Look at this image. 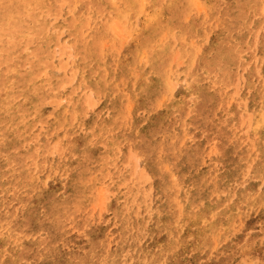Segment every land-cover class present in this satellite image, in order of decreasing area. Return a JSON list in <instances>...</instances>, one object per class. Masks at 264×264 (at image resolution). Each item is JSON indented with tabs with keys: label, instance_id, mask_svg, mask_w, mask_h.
Instances as JSON below:
<instances>
[{
	"label": "rangeland",
	"instance_id": "1",
	"mask_svg": "<svg viewBox=\"0 0 264 264\" xmlns=\"http://www.w3.org/2000/svg\"><path fill=\"white\" fill-rule=\"evenodd\" d=\"M62 1L0 0V264H264V0Z\"/></svg>",
	"mask_w": 264,
	"mask_h": 264
},
{
	"label": "bare ground",
	"instance_id": "2",
	"mask_svg": "<svg viewBox=\"0 0 264 264\" xmlns=\"http://www.w3.org/2000/svg\"><path fill=\"white\" fill-rule=\"evenodd\" d=\"M14 1H15V0H14ZM18 1H20V0H18ZM22 1H23V0H22ZM24 1H25V0H24ZM33 1H34V0H33ZM41 1H42V0H41ZM75 1H76V0H75ZM126 1H127V0H125V3H127ZM144 1H145V0H144ZM3 2H4V1H3ZM5 2H6V1H5ZM7 2H9V1H7ZM7 2H6V3H7ZM11 2H13V1H11ZM26 2H27V1H26ZM29 2H30V1H29ZM35 2H36V1H35ZM38 2H39V1H38ZM51 2H52V1H51ZM58 2H59V1H58ZM62 2H65V1H62ZM62 2H61V3H62ZM66 2H67V0H66ZM66 2H65V4H66ZM73 2H74V1H73ZM101 2H102V1H101ZM132 2H133V1H132ZM134 2H135V1H134ZM13 3H14V2H13ZM16 3H17V2H16ZM44 3L46 4V2H44ZM55 3H57V2H55ZM67 3H68V2H67ZM69 3H70V2H69ZM78 3H79V2H78ZM82 3H83V2H82ZM82 3H81V4H82ZM104 3H105V2H104ZM113 3H114V2H113ZM142 3H143V2H142ZM1 4H2V3H1ZM27 4H28V2H27ZM36 4H37V3H36ZM36 4L34 3V5H36ZM47 4H48V3H47ZM50 4H51V3L49 2V5H50ZM65 4H64V5H65ZM85 4H86V3H85ZM89 4H90V3H89ZM130 4H131V3H129L128 5H130ZM243 4H244V3H243ZM9 5L11 6V4H9ZM9 5H8V6H9ZM25 5H26V4H25ZM25 5H24V7H26ZM108 5H109V4H108ZM113 5H114V4H113ZM133 5H134V3H133ZM133 5H132V6H133ZM20 6H21V5H20ZM37 6H38V5H37ZM67 6H68V5H67ZM94 6H95V5H94ZM109 6H110V5H109ZM109 6H108V7H109ZM238 6H239V5H238ZM242 6H243V5H242ZM5 7H6V6H5ZM15 7H16V6H15ZM35 7H36V6H35ZM64 7H65V6H64ZM92 7H93V6H92ZM92 7H91V8H92ZM130 7H131V6H130ZM139 7H140V6H139ZM7 8H8V7H7ZM22 8H23V7H22ZM26 8H27V7H26ZM26 8H25V10H26ZM29 8H30V7H29ZM40 8H41V7H40ZM50 8H51V6H50ZM56 8H57V7H56ZM105 8H106V7H105ZM124 8H125V7H124ZM133 8H134V7H133ZM17 9H18V8H17ZM35 9H36V8H35ZM67 9H68V8H67ZM72 9H73V8H72ZM74 9H75V8H74ZM80 9H81V8H79V10H80ZM88 9H89V8H88ZM94 9H96V7H95ZM97 9H98V8H97ZM115 9H116V8H115ZM37 10H38V9H37ZM51 10H52V9H51ZM68 10H69V9H68ZM70 10H71V9H70ZM134 10H135V8H134ZM39 11H41V10L39 9ZM46 11H47V10H46ZM54 11H55V10H54ZM54 11H53V12H54ZM83 11H84V9H83ZM86 11H87V10H86ZM95 11H96V10H95ZM95 11H94V12H95ZM112 11H113V10H112ZM112 11H111V12H112ZM114 11H115V10H114ZM13 12H14V10H13ZM27 12H28V11H27ZM35 12H37V11H35ZM42 12L44 13V11H42ZM47 12H48V11H47ZM49 12H50V11H49ZM68 12H69V11H68ZM97 12L99 13L100 11L98 10ZM108 12H109V11H108ZM233 12H234V10H233ZM261 12H262V11H261ZM8 13H9V12H8ZM15 13H16V12H15ZM23 13H24V11H23ZM64 13H66V12H64ZM81 13H82V11H81ZM81 13H80V14H81ZM83 13H84V12H83ZM83 13H82V14H83ZM95 13H96V12H95ZM104 13H105V12H104ZM106 13H107V12H106ZM112 13H113V12H112ZM127 13H128V12H127ZM130 13H131V12H130ZM1 14H2V13H1ZM34 14H35V13H34ZM101 14H102V13H101ZM125 14H126V12H125ZM233 14H234V13H233ZM16 15H17V14H16ZM35 15H37V16L39 17L38 12H37ZM40 15H41V14H40ZM87 15H88V14H87ZM91 15H92V13H91ZM126 15H127V14H126ZM30 16H31V15H30ZM32 16H33V15H32ZM37 16H35V19H36ZM46 16H47V14H46ZM78 16H79V14H78ZM96 16H97V14H96ZM3 17H4V16H3ZM15 17H16V16H15ZM21 17H22V16H21ZM23 17H24V16H23ZM23 17H22V18H23ZM28 17H29V16L27 15V18H28ZM38 17H37V19H39ZM42 17H45V16L42 15ZM91 18H92V17H91ZM93 18H94V17H93ZM97 18H98V17H97ZM97 18H95V19H97ZM103 18H104V17H103ZM236 18H237V17H236ZM9 19H10V16H9ZM9 19H8V20H9ZM11 19H13V18H11ZM23 19H24V18H23ZM23 19H22V20H23ZM99 19H100V18H99ZM107 19H108V18H107ZM1 20H2V19H1ZM14 20H15V19H14ZM14 20H13V21H14ZM24 20L26 21V19H24ZM28 20H29V19H28ZM40 20H41V18H40ZM49 20H50V19H49ZM56 20H57V19H56ZM75 20H76V19H75ZM79 20H82V19H79ZM79 20H78V21H79ZM93 20H94V19H93ZM97 20H98V19H97ZM104 20H105V19H104ZM228 20H229V19H228ZM238 20H239V19H238ZM254 20H255V19H254ZM13 21H12V23L15 22V21H14V22H13ZM16 21H18V20H16ZM41 21H44V20H41ZM47 21H48V20H47ZM87 21H88V20H87ZM100 21H101V20H100ZM105 21H106V20H105ZM115 21H116V20H115ZM19 22H20V21H19ZM21 22H23V21H21ZM35 22L37 23V21H35ZM35 22H34V23H35ZM44 22H45V21H44ZM64 22H65V21H64ZM66 22H67V21H66ZM72 22H73V21H72ZM94 22H96V21L94 20ZM36 23H35V24H36ZM47 23H48V22H46V24H47ZM52 23H53V22H52ZM96 23H97V22H96ZM243 23H244V22H243ZM253 23H254V22H253ZM5 24H7V22H6ZM9 24H10V22H9ZM14 24H15V23H14ZM14 24H13L12 26H14ZM16 24H17V23H16ZM27 24H28V23H27ZM30 24H31V23H30ZM68 24H69V23H68ZM71 24L73 25V23H71ZM74 24H75V23H74ZM105 24H107V26H108V23L105 22ZM110 24H111V23H110ZM110 24H109V25H110ZM112 24H113V23H112ZM112 24H111V25H112ZM254 24H255V23H254ZM3 25H4V23H3ZM28 25H29V24H28ZM48 25H50V23H49ZM66 25H67V23H66ZM78 25H79V23H78ZM87 25H88V24H87ZM94 25H95V24H94ZM100 25H101V24H100ZM102 25H103V24H102ZM227 25H228V24H227ZM233 25H234V22H233ZM235 25H236V23H235ZM243 25H244V24H243ZM248 25H249V24H248ZM248 25H247V26H248ZM25 26H26V25H25ZM35 26H36V25H35ZM40 26H41V25H40ZM43 26H45V24H44ZM67 26H68V25H67ZM67 26H66V27H67ZM95 26H96V25H95ZM252 26H253V24H252ZM1 27H2V26H1ZM19 27H20V26H19ZM26 27H27V26H26ZM31 27H32V26H31ZM33 27H34V26H33ZM33 27H32V28H33ZM38 27H39V26H38ZM75 27H76V26H74V28H75ZM104 27H105V25H104ZM240 27H241V26H240ZM250 27H251V26H250ZM259 27H260V26H259ZM27 28H28V27H27ZM71 28H72V27H71ZM77 28H78V27H77ZM77 28H76V29H77ZM82 28H83V27H82ZM107 28H108V27H107ZM107 28H106V29H107ZM246 28H247V27H246ZM255 28H256V27H255ZM33 29H34V28H33ZM35 29H36V28H35ZM40 29H42V28H40ZM87 29H88V28H87ZM89 29H90V28H89ZM99 29H100V28H99ZM108 29H109V28H108ZM242 29H243V28H242ZM259 29H260V28H259ZM3 30H4V28L2 29V31H3ZM23 30H24V28H23ZM27 30H28V29H27ZM27 30H26V31H27ZM31 30H32V29H31ZM62 30H63V29H62ZM68 30H69V29H68ZM91 30H93V29H91ZM100 30H101V29H100ZM104 30H105V29H104ZM129 30H130V29H129ZM247 30H248V29H247ZM43 31H44V29H43ZM46 31H47V29H46ZM51 31H52V30H51ZM72 31H73V30H72ZM83 31H84V30H83ZM96 31H99V30L97 29ZM109 31H110V29H109ZM237 31H238V30H237ZM258 31H259V30H258ZM258 31H257V32H258ZM9 32H10V31H9ZM15 32H16V31H15ZM19 32H20V31H19ZM19 32H18V33H19ZM27 32H28V31H27ZM29 32H30V31H29ZM41 32H42V31H41ZM57 32H58V29H57ZM68 32H69V31H68ZM88 32H89V31H88ZM92 32H93V31H92ZM99 32H100V31H99ZM105 32H107V31H105ZM235 32H236V31H235ZM252 32H253V31H252ZM33 33H34V32H33ZM33 33H32L31 35H33ZM55 33H56V32H55ZM59 33H60V32H59ZM69 33H70V32H69ZM72 33H73V32H72ZM72 33H71V34H72ZM74 33H75V32H74ZM74 33H73V34H74ZM94 33H95V32H94ZM103 33H104V31H103ZM103 33H102V34H103ZM236 33H237V32H236ZM249 33H251V32H249ZM258 33H259V32H258ZM0 34H1V33H0ZM10 34H12V33H10ZM25 34L27 35V33H25ZM25 34H24V35H25ZM34 34H35V33H34ZM41 34H42V33H41ZM56 34H57V33H56ZM60 34H61V33H60ZM86 34H87V33H86ZM100 34H101V33H100ZM234 34H235V33H234ZM247 34H248V33H247ZM252 34H253V33H252ZM1 35H2V34H1ZM13 35H15V34H13ZM17 35H18V34H17ZM21 35H22V34H21ZM31 35H30V36H31ZM75 35H76V34H75ZM77 35H79V34H77ZM77 35H76V36H77ZM82 35H83V33H82ZM84 35H85V34H84ZM98 35H99V33H98ZM103 35H105V34H103ZM120 35H121V34H120ZM155 35H156V34H154V36H155ZM230 35H231V34H230ZM2 36H3V35H2ZM18 36H19V35H18ZM30 36H29V37H30ZM44 36H45V35H44ZM44 36H43V37H44ZM89 36H90V35H89ZM92 36H93V35H92ZM100 36L102 37V35H100ZM118 36H119V35H118ZM148 36H149V35H148ZM258 36H259V35H258ZM258 36H257V37H258ZM19 37H20V36H19ZM22 37H23V36H22ZM22 37H21V38H22ZM27 37H28V35H27ZM32 37H34V36H32ZM38 37H39V35H38ZM38 37H37V38H38ZM57 37H59V35H58ZM145 37H146V36H145ZM234 37H235V36H234ZM255 37H256V35H255ZM0 38H1V37H0ZM8 38H9V37H8ZM15 38H16V37H15ZM24 38H25V37H24ZM35 38H36V37H35ZM35 38H34V39H35ZM53 38H54V37H53ZM96 38H97V37H96ZM148 38H149V37H148ZM239 38L241 39L240 36H239ZM243 38H244V36H243ZM247 38H248V36H247ZM258 38H259V37H258ZM4 39H5V37H4ZM10 39L12 40V38H10ZM10 39H9V40H10ZM25 39H26V38H25ZM47 39H48V38H47ZM71 39H72V38H71ZM74 39H75V38H74ZM74 39H73V41L75 42L76 40H74ZM83 39H84V38H83ZM92 39H93V38H92ZM145 39H146V38H144V40H145ZM150 39H151V38H150ZM240 39H239V40H240ZM253 39H254V38H253ZM11 40H10V42H12ZM18 40L20 41V39H18ZM18 40H17V41H18ZM21 40H23V39H21ZM35 40H36V39H35ZM93 40H95V39H93ZM93 40H92V41H93ZM220 40H221V39H220ZM239 40H238L237 42H239ZM246 40H247V39H246ZM258 40H259V39H258ZM0 41H2V40H0ZM26 41H27V45H28V41H29L28 38H27ZM26 41H24V42H26ZM31 41H33V40H31ZM81 41H82V40H81ZM95 41H96V40H95ZM97 41H98V39H97ZM123 41H124V40H123ZM145 41H147V43H148V40H145ZM150 41H151V40H150ZM222 41H223V39H222ZM240 41H241V40H240ZM5 42H6V41H5ZM37 42H38V41H37ZM40 42H41V40H40ZM53 42H55V41H53ZM53 42H51V44H52ZM85 42H86V41H85ZM100 42H101V41H100ZM143 42H144V41H143ZM220 42H221V41H220ZM256 42H258V41H256ZM47 43H48V42H47ZM80 43H81V42H80ZM97 43H98V42H97ZM158 43H159V42H158ZM251 43H252V41H251ZM1 44H4V43L2 42ZM13 44H14V43H13ZM20 44H22V43L20 42ZM76 44H77V43H76ZM76 44H75V45H76ZM85 44H86V43H85ZM142 44H143V43H142ZM153 44H154V43H153ZM153 44H150V45H153ZM218 44H219V43H218ZM253 44H255V43H253ZM259 44H260V43H259ZM262 44H263V43H262ZM6 45H8V44H6ZM9 45H11V44H9ZM9 45H8L7 47H10ZM22 45H23V44H22ZM22 45H21V46H22ZM35 45H37V44L35 43ZM57 45H58V44H57ZM71 45H73V44H71ZM71 45H70V46H71ZM89 45H90V44H89ZM93 45H94V44H93ZM144 45H146V44H144ZM150 45H149V46H150ZM221 45H222V44H221ZM0 46H2V45H0ZM45 46L47 47L48 45L45 43ZM59 46L61 47V45H59ZM79 46H80V45H79ZM90 46H91V45H90ZM90 46H89V47H90ZM146 46H147V45H146ZM146 46H144V48H145ZM234 46H235V45H234ZM254 46H255V45H254ZM35 47H36V46H35ZM40 47H41V45H40ZM46 47H45V48H46ZM65 47H67V46H65ZM71 47H72V46H71ZM89 47H88V49H89ZM219 47H220V45H219ZM257 47H258V46H257ZM3 48H4V47H3ZM12 48H14V47H11V50H12ZM16 48H17V46H16L14 49L16 50ZM41 48H42V47H41ZM43 48H44V47H43ZM53 48H54V47H53ZM72 48H73V47H72ZM74 48H76V47H74ZM81 48H82V47H81ZM148 48H149V47H148ZM216 48H217V47H216ZM220 48H221V47H220ZM236 48H237V47H236ZM255 48H256V47H255ZM262 48H263V47H262ZM5 49H6V46H5ZM33 49H34V48H33ZM33 49H32V50H33ZM48 49H49V48H48ZM48 49H47V50H48ZM50 49H51V48H50ZM54 49H55V48H54ZM79 49H80V48H79ZM91 49H92V51H94L93 48H91ZM103 49H104V48H103ZM103 49H101V50H103ZM231 49H233V48H231ZM6 50H7V49H6ZM22 50H23V49H22ZM32 50H31V51H32ZM34 50H35V49H34ZM41 50H44V49H41ZM52 50H53V49H52ZM60 50H62V49H60ZM84 50H85V49H84ZM86 50H87V49H86ZM89 50H90V49H89ZM96 50H97V49H96ZM98 50H100V49H98ZM150 50H151V49H150ZM156 50L158 51L159 48L156 49ZM217 50H218V49H217ZM224 50H225V49H224ZM224 50H223V51H224ZM237 50H238V49H237ZM237 50H236V51H237ZM263 50H264V49H263ZM0 51H1V50H0ZM8 51H9V50H8ZM13 51H14V50H13ZM39 51H40V50H39ZM80 51H81V50H80ZM133 51H134V50H133ZM142 51H143V50H142ZM160 51H161V50H160ZM213 51H215V50H213ZM233 51H235V49H234ZM233 51H232V52H233ZM2 52H3V51H2ZM11 52H12V51H9L8 53H11ZM24 52H25V51H24ZM46 52H48V51H46ZM50 52H51V51H50ZM56 52H57V51H56ZM60 52H61V51H60ZM77 52L79 53V51H77ZM82 52L84 53L83 50H82ZM85 52H86V51H85ZM87 52H88V51H87ZM94 52H95V51H94ZM97 52H98V51H97ZM100 52H101V51H100ZM150 52H152V51H150ZM158 52H159V51H158ZM158 52H157V53H158ZM164 52H165V51H164ZM5 53H6V51H5ZM8 53H7V54H8ZM27 53H28V52H27ZM29 53H30V50H29ZM38 53H39V52H38ZM38 53H37V54H38ZM43 53H44V52H43ZM43 53H42V54H43ZM52 53H53V52H52ZM64 53H65V52H64ZM64 53H63V55H64ZM92 53H93V52H92ZM148 53H149V52H148ZM192 53H193V52H192ZM213 53H214V52H213ZM250 53H251V52H250ZM0 54H1V53H0ZM2 54H3V53H2ZM2 54H1V55H2ZM7 54H6V55H7ZM32 54H35V53L33 52ZM32 54H31L30 56H32ZM45 54H46V53H45ZM56 54L58 55L59 53H55V56H56ZM69 54H70V53H69ZM96 54H97V53H96ZM117 54H118V53H117ZM117 54H115V55H117ZM135 54H136V53H135ZM144 54H145V53H144ZM155 54H156V53H155ZM158 54H159V53H158ZM216 54H217V52H216ZM6 55H5V57H6ZM11 55H12V54H11ZM13 55H16V54H13ZM38 55H39L38 57H40L41 53L38 54ZM80 55L82 56V54H80ZM80 55H79V56H80ZM93 55H95V54H93ZM146 55H147V54H146ZM149 55H151V53H150ZM165 55H166V54H165ZM169 55H170V54H169ZM237 55H238V54H237ZM240 55H241V54H240ZM17 56H18V55H17ZM28 56H29V55H28ZM28 56H27V57H28ZM60 56H61V55H60ZM60 56H59V58H60ZM83 56H84V55H83ZM86 56H87V55H86ZM104 56L106 57V55H104ZM142 56H143V55H142ZM163 56H164V55H163ZM210 56H211V55H210ZM0 57H1V56H0ZM7 57H8V56H7ZM42 57H43V56H42ZM45 57H46V56H45ZM51 57H52V56H51ZM62 57H63V56H62ZM114 57H115V56H114ZM114 57H111V58L114 59ZM149 57H150V56H149ZM155 57H156V56H155ZM160 57H161V56H160ZM175 57H176V56H175ZM191 57H192V56H191ZM219 57H220V54H219ZM229 57L231 58L232 55L229 56ZM235 57H236V56H235ZM11 58H12V57H11ZM32 58H33V57H32ZM32 58H30V59H32ZM40 58H41V57H40ZM40 58H39V59H40ZM95 58H96V56H95ZM97 58H98V55H97ZM135 58H136V57H135ZM138 58H139V57H138ZM144 58H145V57H144ZM147 58H148V55H147ZM150 58H152V56H151ZM157 58H158V56H157ZM194 58H195V57H194ZM213 58H214V56H213ZM220 58H221V57H220ZM254 58H255V57H254ZM3 59H4V56H3ZM15 59H16V58H15ZM15 59H13V60H15ZM33 59H35V57H34ZM43 59H44V58H43ZM80 59H82V58H80ZM84 59H85V58H84ZM99 59H100V58H99ZM161 59H162V58H161ZM161 59H160V60H161ZM166 59H167V58H166ZM166 59H165V60H166ZM169 59H170V58H169ZM211 59H212V58H211ZM221 59H222V58H221ZM224 59H225V57H224ZM232 59H233V58H232ZM239 59H240V58H239ZM252 59H253V58H252ZM252 59H251V60H252ZM255 59H256V58H255ZM13 60H12V61H13ZM20 60H21V59H20ZM50 60H51V59H50ZM96 60H97V59H96ZM111 60H112V59H111ZM117 60H118V59H117ZM143 60H144V59H143ZM143 60H141V61H143ZM214 60H215V59H214ZM229 60H230V59H229ZM234 60H236V59H234ZM261 60L263 61V58L260 59V61H261ZM3 61H4V60H3ZM38 61H39V60H38ZM38 61H36V62H38ZM42 61H43V60H42ZM86 61H87V59H86ZM103 61H104V60H103ZM115 61H116V59H115ZM121 61H122V60H121ZM130 61H131V59H130ZM132 61H133V60H132ZM137 61L140 62L139 59H138ZM153 61H154V60H152V62H153ZM210 61H211V60H210ZM262 61H261V62H262ZM30 62H31V61H30ZM30 62H29V63H30ZM89 62H90V61H89ZM99 62H100V61H99ZM122 62H124V61H122ZM127 62H128V61H127ZM127 62H126V63H127ZM139 62H136V63L139 64ZM144 62H145V61H144ZM180 62H181V61H180ZM212 62H213V61H212ZM216 62H217V60H216ZM216 62H215V64H219V63H216ZM225 62H226V61H225ZM237 62H238V61H237ZM254 62H255V61H254ZM6 63H8V62H6ZM12 63H13V62H12ZM27 63H28V62H27ZM45 63H48V62H45ZM62 63H63V61H62ZM86 63H88V62H86ZM102 63H103V62H102ZM113 63H114V62H113ZM124 63H125V62H124ZM129 63H130V62H128L127 64L129 65ZM136 63H135V64H136ZM149 63H150V62H149ZM153 63L155 64V62H153ZM223 63H224V62H223ZM231 63H232V62H231ZM234 63H236V62H234ZM255 63H256V62H255ZM2 64H3V63H2ZM13 64H14V63H13ZM15 64H16V63H15ZM15 64H14V65H15ZM21 64H22V63H21ZM34 64H35V63H34ZM37 64H38L37 66H39L40 63H37ZM60 64H61V63H60ZM63 64H65V62H64ZM63 64H61V65H63ZM96 64H97V63H96ZM132 64H133V63H131V65H132ZM145 64H146V63H145ZM160 64H161V62H160ZM167 64H168V63H167ZM209 64H211V63H209ZM243 64H244V63H243ZM260 64H262V63H260ZM3 65H4V64H3ZM5 65H6V64H5ZM22 65H23V64H22ZM29 65H31V64H29ZM40 65H41V64H40ZM42 65H43V64H42ZM48 65H49V64H48ZM88 65H89V63H88ZM100 65L102 66V64H100ZM125 65H126V64H125ZM143 65H144V64H143ZM148 65H151V63L148 64ZM161 65H162V64H161ZM219 65H220V64H219ZM221 65H222V64H221ZM231 65H233V64H230V66H231ZM238 65H240V64L238 63ZM251 65H252V64H251ZM251 65H250V66H251ZM255 65H256V64H255ZM255 65H254V66H255ZM0 66H1V65H0ZM32 66H33V64H32ZM45 66H46V65H45ZM49 66H50V65H49ZM89 66H90V65H89ZM97 66H98V65H97ZM107 66H108V65H107ZM111 66H112V65H111ZM154 66H155V65H154ZM165 66H166V65H165ZM260 66H261V65H260ZM6 67H7V66H6ZM28 67H29V66H28ZM146 67H147V65H146ZM161 67H162V66H161ZM227 67H228V66H227ZM262 67H263V66H262ZM262 67H261V68H262ZM1 68H2V67H1ZM60 68H61V67H60ZM66 68H67V66H66ZM88 68H89V67H88ZM95 68H96V67H95ZM99 68H100V67H99ZM110 68H111V67H110ZM120 68H121V67H120ZM128 68H129V67H128ZM162 68H164V67H162ZM168 68H169V67H168ZM207 68H208V67H207ZM214 68H215V66H214ZM216 68H217V67H216ZM218 68H219V67H218ZM240 68H241V67H240ZM240 68H239V69H240ZM254 68H255V67H254ZM254 68H253V69H254ZM8 69H9V68H8ZM152 69H153V67H152ZM157 69H158V68H157ZM157 69H156V71H157ZM209 69L211 70L210 67H209L207 70H209ZM212 69H213V68H212ZM222 69L224 70V68H222ZM227 69H228V68H227ZM257 69H258V68H257ZM2 70H3V68H2ZM31 70H32V69H31ZM31 70H30V71H31ZM34 70H36V69H34ZM40 70H41V69H40ZM42 70H43V69H42ZM93 70H94V69H93ZM93 70H92V71H93ZM109 70H110V69H109ZM111 70H113V69H111ZM129 70H130V69H129ZM131 70H132V69H131ZM134 70H135V69H134ZM154 70H155V68H154ZM167 70H168V69H167ZM215 70H216V69H215ZM217 70H218V69H217ZM217 70H216V72H217ZM220 70H221V69H220ZM228 70H229V69H228ZM242 70H243V69H242ZM249 70H250V69H249ZM251 70H252V69H251ZM4 71L6 72V70H4ZM8 71H9V70H8ZM124 71H125V70H124ZM126 71H128V70H126ZM132 71H133V70H132ZM141 71H143V70H141ZM159 71H160V70H159ZM165 71H166V70H165ZM231 71H232V70H231ZM231 71H230V72H231ZM255 71H256V70H255ZM11 72H12V71H11ZM11 72H10V73H11ZM32 72L35 73L34 71H32ZM70 72H72V71H70ZM94 72H95V71H94ZM97 72L99 73V71H97ZM101 72H102V71H101ZM113 72H114V71H113ZM129 72H130V71H129ZM149 72H150V71H149ZM162 72H163V71H161L160 73H162ZM168 72H169V71H168ZM247 72H248V71H247ZM247 72H246V73H247ZM90 73H91V71L89 72V74H90ZM151 73H152V72H151ZM155 73H156V72H155ZM163 73H164V72H163ZM221 73L224 74V71H223V72L221 71ZM225 73H226V72H225ZM227 73H228V72H227ZM237 73H238V72H237ZM242 73H243V72H242ZM254 73H256V72H254ZM7 74H8V73H6V75H7ZM12 74L14 75V72H13ZM22 74H23V73H22ZM24 74H25V73H24ZM110 74H112L111 71H110ZM128 74H129V73H128ZM257 74H258V73H257ZM16 75H17V74H16ZM18 75H20V74H18ZM130 75H132V73H130ZM130 75H129V76H130ZM141 75H142V74H141ZM157 75H159V74H157ZM162 75H164V74H162ZM211 75H212V74H211ZM219 75H221V74H219ZM224 75H225V74H224ZM235 75H236V74H235ZM241 75H242V74H241ZM258 75H259V74H258ZM261 75H262V74H261ZM14 76H15V75H14ZM25 76H26V75H25ZM93 76H94V75H93ZM116 76H117V75H116ZM120 76H121V75H120ZM255 76H256V75H255ZM263 76H264V70H263ZM4 77H5V76H4ZM26 77H27V76H26ZM30 77H32V74H31ZM33 77H34V74H33ZM35 77H36V76H35ZM35 77H34V78H35ZM104 77H105V76H104ZM143 77H144V76H143ZM157 77H158V76H157ZM231 77H232V76H231ZM237 77H239V76H237ZM241 77H242V76H241ZM253 77H254V76H253ZM15 78H16V77H15ZM17 78H18V76H17ZM19 78H20V77H19ZM98 78H99V76H98ZM129 78H130V77H129ZM158 78H159V77H158ZM227 78H228V76H227ZM227 78H225V80H226ZM232 78H233V77H232ZM242 78H243V77H242ZM5 79L8 80V79H10V78H5ZM5 79H3V80H5ZM13 79H14V78H13ZM13 79H11V80H13ZM21 79H22V77H21ZM24 79H25V78H24ZM29 79H31V78H29ZM101 79H102V78H101ZM143 79H144V78H143ZM161 79H162V78H161ZM230 79H231V78H230ZM237 79H238V78H237ZM257 79H258V78H255L256 81H259V80H257ZM261 79H262V78H261ZM3 80H2V81H3ZM34 80H35V79H34ZM102 80H103V79H102ZM104 80H105V78H104ZM120 80H121V79H120ZM162 80H163V79H162ZM208 80H209V79H208ZM210 80H211V79H210ZM232 80H233V79H232ZM234 80H235V79H234ZM244 80H245V79H244ZM247 80H248V79H247ZM251 80H252V79H251ZM251 80H250V82H251ZM5 81H6V80H5ZM13 81H14V80H13ZM13 81H12V82H13ZM18 81H19V80H18ZM21 81H22V80H21ZM28 81H29V80H28ZM31 81H32V80H31ZM125 81H126V80H125ZM129 81H130V80H129ZM131 81H132V80H131ZM143 81H144V80H143ZM145 81H146V80H145ZM214 81H215V80H214ZM236 81H237V80H236ZM252 81H253V80H252ZM12 82H11V83H12ZM14 82H15V81H14ZM19 82H20V81H19ZM22 82H23V83L25 82V83L27 84V82H26L25 80H23ZM120 82H122V81H120ZM154 82H155V81H154ZM163 82H164V80H163ZM228 82H230V81L228 80ZM237 82H238V81H237ZM260 82H261V81H260ZM262 82H263V81H262ZM8 83H9V82H8ZM23 83H22V84H23ZM61 83H62V82H61ZM104 83H106V82H104ZM129 83H130V82H129ZM144 83H145V82H144ZM147 83H148V82H147ZM160 83H161V81H160ZM210 83H211V81H210ZM216 83H217V81H216ZM223 83H224V82H223ZM254 83H255V82H254ZM4 84H5V83H4ZM4 84H3V85H4ZM9 84H10V83H9ZM16 84H19V83H16ZM34 84H35V83H34ZM62 84H63V83H62ZM94 84H95V83H94ZM156 84H157V83H156ZM221 84H222V83H221ZM229 84H231V83H229ZM237 84H238V83H237ZM242 84H243V82H242ZM249 84H250V83H249ZM262 84H263V83H262ZM0 85H1V84H0ZM13 85H14V84H13ZM13 85H12V86H13ZM86 85H87V84H86ZM86 85H85V86H86ZM91 85H92V84H91ZM115 85H116V84H115ZM131 85H132V84H131ZM151 85H152V83H151ZM151 85H150V87H152ZM153 85H155V84H153ZM161 85H164V84L161 83ZM166 85H167V84H166ZM173 85H175V84L172 83L171 86H173ZM212 85H213V84H212ZM245 85H248V84H245ZM258 85H259V83H258ZM17 86H18V85H17ZM82 86H83V85H82ZM82 86H81V87H82ZM98 86H99V85H98ZM168 86H169V85H168ZM213 86H214V85H213ZM236 86H237V85H236ZM238 86H239V85H238ZM243 86H244V85H243ZM248 86H249V85H248ZM255 86H256V85H255ZM3 87H4V86H3ZM94 87H95V86H94ZM141 87H142V86H141ZM154 87H155V86H154ZM154 87H153V88H154ZM158 87H160V86H158ZM161 87H164V86H161ZM203 87H204V86H203ZM219 87H220V86H219ZM224 87H225V86H224ZM228 87H229V86H228ZM9 88H10V87H9ZM21 88H23V87H21ZM25 88H26V87H25ZM166 88H167V87H166ZM256 88H257V86H256ZM95 89H96V88H95ZM140 89H141V88H140ZM145 89H148V88H145ZM218 89H219V88H218ZM98 90H99V89H98ZM158 90H160V89H158ZM163 90H164V88H163ZM247 90H248V89H247ZM253 90H254V89H253ZM253 90H252V91H253ZM255 90H256V89H255ZM262 90H263V89H262ZM96 91H97V90H96ZM103 91H104V90H103ZM166 91H167V90H166ZM166 91H164V92H166ZM200 91H201V90H200ZM203 91H206V90H203ZM214 91H215V90H214ZM20 92H21V90H20ZM82 92H83V91H82ZM84 92H85V90H84ZM92 92H93V91H92ZM94 92H95V91H94ZM94 92H93V94H94ZM159 92H160V91H159ZM159 92H158V93H159ZM164 92H163V93H164ZM209 92H210V90H209ZM216 92H217V90H216ZM216 92H215V93H216ZM218 92H219V91H218ZM220 92H221V91H220ZM257 92H258V91H257ZM88 93H89V92H88ZM100 93H101V92H100ZM102 93H103V92H102ZM134 93H135V92H134ZM147 93H148V92H147ZM163 93H162V94H163ZM204 93H205V92H204ZM215 93H214V94H215ZM239 93H240V92H239ZM261 93H262V91H261ZM44 94H45V93H44ZM93 94H92V95H93ZM95 94H96V92H95ZM95 94H94V95H95ZM135 94H136V93H135ZM201 94H203V93H201ZM208 94H209V93H208ZM235 94H237V93H235ZM45 95H46V94H45ZM83 95H84V94H82V96H83ZM96 95H97V94H96ZM123 95H124V94H123ZM133 95H134V94H133ZM212 95H213V94H212ZM247 95L249 96V94H247ZM87 96H88V97H87ZM87 96H86L87 98H92L89 94H87ZM98 96H99V95H98ZM98 96H97V97H98ZM101 96H102V95L100 94V97H101ZM105 96H106V95H105ZM129 96H130V95H129ZM199 96H200V94H199ZM201 96H202V95H201ZM223 96H224V93H223ZM228 96H229V95H228ZM228 96H227V97H228ZM262 96H263V94H262ZM84 97H85V95H84ZM94 97H95V96H94ZM137 97H138V96H137ZM155 97H156V96H155ZM202 97H203V96H202ZM205 97H206V95H205ZM208 97H209V96H208ZM220 97H221V95H220ZM232 97H233V96H232ZM251 97H252V94H251ZM251 97H250V99H251ZM46 98H47V97H46ZM104 98H105V97H104ZM127 98H128V97L126 96V99H127ZM149 98H150V97H149ZM200 98H201V97H200ZM245 98H246V97H245ZM42 99H43V98H42ZM85 99H86V98H85ZM96 99H97V98H96ZM105 99H106V98H105ZM145 99H147V97H146ZM198 99H199V98H198ZM221 99H222V98H221ZM225 99L227 100L226 97H225ZM248 99H249V98H248ZM253 99H254V98H253ZM256 99H257V98H256ZM60 100H61V99H60ZM82 100H83V98H82ZM89 100H90V99H88V101L86 100L87 102H89V104H92V103L94 102V99H91V100H93V102L91 101L92 103H90ZM135 100H136V99H135ZM135 100H134V101H135ZM155 100H156V99H155ZM155 100H154V101H155ZM205 100H206V99H205ZM214 100H215V99H214ZM258 100H259V99H257V101H258ZM38 101H40V100H38ZM38 101H37V102H38ZM41 101H42V100H41ZM86 101L84 102L85 104H87ZM123 101H124V100H123ZM131 101H132V100H131ZM145 101H146V100H145ZM149 101H150V100H149ZM154 101H153V102H154ZM203 101H204V100H203ZM206 101H207V100H206ZM218 101H219V100H218ZM218 101H217V102H218ZM229 101H230V100H229ZM246 101H247V100H246ZM260 101H261V100H260ZM43 102H44V101H43ZM47 102H48V101H47ZM124 102H125V101H124ZM126 102H127V101H126ZM126 102H125V105H126ZM136 102H137V101H136ZM244 102H245V99H244ZM34 103H35V102H34ZM34 103H33V104H34ZM38 103H42V102H38ZM134 103H135V102H134ZM202 103H203V102H202ZM214 103H215V102H214ZM220 103H221V102H220ZM256 103H257V102H256ZM258 103H259V102H258ZM197 104H198V103H197ZM199 104H200V103H199ZM203 104H204V103H203ZM215 104H216V103H215ZM38 105H39V104H38ZM96 105H97V104H96ZM194 106H195V105H194ZM198 106H199V105H198ZM198 106H197V107H198ZM258 106H259V105H258ZM87 107H88V106H87ZM91 107H92V105H91ZM202 107H203V106H202ZM222 107H223V106H222ZM243 107H244V106H243ZM260 107H262V105H261ZM216 108H217V107H216ZM219 108H220V107H219ZM227 108H229V107H227ZM255 108H256V107H255ZM116 109H117V108H116ZM119 109H120V108H119ZM194 109H195V108H194ZM198 109H199V108H198ZM207 109H208V108H207ZM223 109H224V108H223ZM223 109L221 108L220 110L223 111ZM240 109H241V108H240ZM259 109H260V108H259ZM195 110H196V109H195ZM199 110H201V109H199ZM227 110H228V109H227ZM227 110H226V111H227ZM249 110H250V109H249ZM256 110H257V109H256ZM12 111H13V109H12ZM23 111H24V110H23ZM226 111H225V112H226ZM242 111H243V110H242ZM254 111H255V110H254ZM257 111H258V110H257ZM257 111H256V112H257ZM14 112H15V111H14ZM116 112H117V111H116ZM118 112H120V111H118ZM244 112H245V111H244ZM251 112H252V111H251ZM262 112H263V111H262ZM121 113H122V112H121ZM138 113H139V112H138ZM198 113L201 114V112H199V111H198ZM198 113H196V114H198ZM203 113H204V112H203ZM222 113H223V112H222ZM253 113H254V112H253ZM16 114H18V113H16ZM23 114H24V113H23ZM115 114H116V113H115ZM117 114H118V113H117ZM117 114H116V115H117ZM255 114H256V113H255ZM259 114H260V113H259ZM119 115H120V114H119ZM198 115H199V114H198ZM210 115H211V112H210ZM214 115H215V114H214ZM216 115H217V114H216ZM226 115H227V114H226ZM250 115H251V114H250ZM120 116H121V115H120ZM128 116H129V115H128ZM195 116H196V115H195ZM203 116H204V115H203ZM221 116H222V115H221ZM223 116H225V115H223ZM243 116H244V115H243ZM257 116H260V115H257ZM116 117H117V116H116ZM198 117H199V116H198ZM200 117H201V116H200ZM217 117H218V116H217ZM226 117H227V116H226ZM226 117H225V118H226ZM114 118H115V117H114ZM126 118H128V117H126ZM201 118H202V117H201ZM206 118H207V117H206ZM208 118H210V117H208ZM240 118H241V116H240ZM242 118H243V117H242ZM247 118H248V117H247ZM195 119H196V117H195ZM204 119H205V117H204ZM217 119H218V118H217ZM116 120H117V119H116ZM116 120H115V121H116ZM119 120H120V119H119ZM197 120H198V119H197ZM209 120H210V119H209ZM211 120H212V119H211ZM244 120H245V119H244ZM71 121H72V120H71ZM121 121H122V120H121ZM124 121H126V120H124ZM127 121H128V119H127ZM212 121H214V120H212ZM215 121H216V120H215ZM245 121H246V120H245ZM122 122H123V121H122ZM199 122H200V120H199ZM202 122H203V121H202ZM202 122H200V123H202ZM205 122H206V121H205ZM219 122H220V121H219ZM242 122H243V121H242ZM249 122H250V121H249ZM263 122H264V119H263ZM71 123H72V122H71ZM119 123H120V122H119ZM200 123H199V124H200ZM206 123H207V122H206ZM214 123H215V122H214ZM229 123H230V122H229ZM121 124H122V123H121ZM211 124H212V123H211ZM221 124H222V123H221ZM125 125H127V124H125ZM202 125L204 126L205 124H202ZM122 126H124V125H122ZM209 126H210V125H209ZM215 126H218V124L215 125ZM221 126H222V125H221ZM224 126H225V125H224ZM232 126H233V125H232ZM241 126H242V125H240V127H241ZM261 126H262V125H261ZM261 126H260V127H261ZM127 127H128V126H127ZM210 127H211V126H210ZM210 127H209V128H210ZM230 127H231V126H230ZM262 127H263V126H262ZM204 128H205V127H204ZM204 128H203V129H204ZM212 128H213V127H212ZM219 128H220V127H219ZM227 128H228V127H227ZM231 128H232V127H231ZM231 128H230V129H231ZM222 129L224 130V128H222ZM222 129H221V130H222ZM225 129H226V126H225ZM259 129H260V128H259ZM207 130H208V129H207ZM223 130H222V131H223ZM2 131H3V130H2ZM202 131H203V130H202ZM213 131H215V130H213ZM227 131L229 132L228 129H227ZM231 131H232V130H231ZM243 131H244V130H243ZM204 132H205V131H204ZM204 132H203V133H204ZM216 132H217V131H216ZM216 132H215V133H216ZM225 132H226V131H225ZM244 132H245V131H244ZM220 133H221V132H220ZM220 133H219V134H220ZM223 133H224V132H223ZM262 133H263V132H262ZM262 133H261V134H262ZM205 134H206V133H205ZM213 134H214V133H213ZM217 134H218V133H217ZM239 134H240V133H239ZM239 134H238V135H239ZM255 134H256V133H255ZM203 135H204V134H203ZM208 135H209V134H208ZM221 135H222V134H221ZM215 136H216V135H215ZM218 136H219V135H218ZM243 136H244V135H243ZM261 136H262V135H261ZM0 137H2V136H0ZM3 137H4V136H3ZM3 137H2V138H3ZM222 137H223V136H222ZM238 137H239V136H238ZM256 137H257V136H256ZM219 138H220V137H219ZM227 138H228V137H227ZM3 139H4V138H3ZM89 139H90V138H89ZM89 139H88V141H90ZM206 139H207V138H206ZM206 139H205V141H207ZM222 139H223V138H222ZM253 139H254V137H253ZM6 140H7V139H6ZM127 140H128V139H127ZM259 140H260V139H258V141H259ZM262 140H263V139H262ZM208 141H209V139H208ZM208 141H207V142H208ZM213 141H214V140H213ZM221 141H222V140H221ZM238 141H239V140H238ZM170 142H171V141H170ZM222 142H223V141H222ZM242 142H243V141H242ZM259 142H260V141H259ZM262 142H264V141H262ZM262 142H260V143H262ZM76 143H77V142H76ZM80 143H81V142H80ZM84 143H85V142H84ZM87 143H88V142H87ZM87 143H86V144H87ZM92 143H93V142H92ZM213 143H214V142H212V144H213ZM223 143H224V142H223ZM254 143H255V142H254ZM82 144H83V143H82ZM94 144H95V143H94ZM114 144H115V143H114ZM116 144H117V142H116ZM172 144H173V142H172ZM224 144H225V143H224ZM224 144H221V145H224ZM51 145H52V144H51ZM75 145H76V144H75ZM92 145H93V144H92ZM208 145H209V144H208ZM242 145H245V144L242 143ZM260 145H262V144H260ZM2 146H4V145H2ZM46 146H47V145H46ZM48 146H49V145H48ZM52 146L55 147V145H52ZM86 146H87V145H86ZM257 146H258V145H257ZM262 147H263V146H262ZM89 148H90V147H89ZM91 148H92V147H91ZM219 148H220V147H219ZM219 148H218V149H219ZM223 148H224V147H223ZM257 148H258V147H257ZM260 148H261V147H260ZM45 149H47V148H45ZM48 149H49V148H48ZM48 149H47V150H48ZM63 149H64V148H63ZM70 149H71V148H70ZM70 149H69V150H70ZM77 149H78V148H77ZM220 149H221V148H220ZM220 149H219V150H220ZM245 149H246V147H245ZM47 150H46V151H47ZM80 150H82V149H80ZM90 150H91V149H90ZM92 150H93V148H92ZM202 150H203V148H202ZM223 150H224V149H223ZM230 150H231V149H230ZM64 151H65V150H64ZM76 151H77V150H76ZM78 151H79V150H78ZM78 151H77V152H78ZM88 151H89V150H88ZM214 151H215V150H214ZM221 151H222V150H221ZM257 151H258V150H257ZM47 152H48V151H47ZM47 152H46L45 155H47ZM65 152H66V151H65ZM67 152H68V151H67ZM80 152H82V151H80ZM218 152H219V151H218ZM83 153H86V152L83 151ZM129 153H131V152H129ZM221 153H222V152H221ZM61 154H62V153H61ZM219 154H220V152H219ZM45 155H43V156L45 157ZM75 155H76V154H75ZM82 155H83V154H82ZM84 155L87 156L88 154H84ZM84 155H83V156H84ZM132 155H133V154H132ZM33 156H34V155H33ZM69 156H70V155H69ZM78 156H79V154L77 155V157H78ZM80 156H81V155H80ZM86 156H84V157H86ZM259 156H260V155H259ZM39 157H40V156H39ZM74 157H75V156H74ZM221 157L224 158V157H225V154H224L223 156H221ZM72 158H73V157H72ZM82 158H83V157H82ZM225 158H226V157H225ZM258 158H259V157H258ZM258 158H257V159H258ZM73 159H74V158H73ZM76 159H77V158H76ZM128 159H129V158H128ZM228 159H229V157H228ZM37 160H38V159H37ZM77 160H78V159H77ZM243 160H244V159H243ZM32 161H34V160H32ZM219 161H220V160H219ZM222 161H224V160L222 159ZM222 161H221V162H222ZM227 161H228V160H227ZM76 162H77V161H76ZM134 162H135V161H134ZM261 162H262V161H261ZM80 163H81V162H80ZM80 163L78 162L79 165H80ZM31 164H32V163H31ZM222 164H223V163H222ZM32 165H33V164H32ZM32 165H31V166H32ZM41 165H42V164H41ZM75 165H76V163H75ZM79 165H78V167H79ZM258 165H259V164H258ZM42 166H43V165H42ZM91 166H92V165H91ZM34 167H35V165H34ZM43 167H44V166H43ZM37 168H38V167H37ZM133 168H134V166H133ZM35 169H36V168H35ZM100 169H101V168H100ZM134 169H135V168H134ZM258 169H259V168H258ZM84 170H85V169H84ZM262 170H263V168H262ZM28 172H29V171H28ZM259 172H260V169H259ZM261 172H262V171H261ZM75 173H76V172H75ZM211 173H212V172H211ZM255 173H256V171H255ZM31 174H33V172H31ZM79 174H80V172H79ZM133 174H134V173H133ZM258 174H259V173H258ZM22 175H23V174H22ZM104 175H105V174H104ZM205 175H206V174H205ZM259 175H260V174H259ZM24 176H25V174H24ZM26 176H27V175H26ZM36 176H37V175H36ZM76 176H77V175H76ZM141 176H142V175H141ZM209 176H210V175H209ZM233 176H235V175H232V177H233ZM262 176H263V174H262ZM22 177H23V176H22ZM74 177H75V176H74ZM142 177H143V176H142ZM142 177H141V179H142ZM146 177H147V176H146ZM232 177L230 176V178H232ZM27 178H28V177H27ZM31 178H32V177H30V179H31ZM212 178H213V177H212ZM17 179H18V178H17ZM17 179H15V180H17ZM22 179H24V178H22ZM37 179H38V178H37ZM71 179H72V178H71ZM146 179H147V178H146ZM207 179H208V178H207ZM24 180H25V179H24ZM149 180H150V179H148V181H149ZM201 180H202V178H201ZM205 180H206V179H205ZM29 181H30V180H29ZM38 181H39V180H38ZM208 181H209V180H208ZM13 182H14V181H13ZM21 182H22V181H21ZM23 182H24V181H23ZM31 182H32V181H31ZM39 182H40V181H39ZM73 182H74V181H73ZM202 182H203V181H202ZM204 182H205V181H204ZM213 182H214V180H213ZM18 183H19V181H18ZM25 183H26V182H25ZM32 183H34V182H32ZM200 183H201V182H200ZM205 183H206V182H205ZM29 184H30V183H29ZM29 184H28V185H29ZM10 185H11V184H10ZM12 185H13V184H12ZM17 185H18V184H17ZM19 185H20V184H19ZM26 185H27V184H26ZM26 185H25V186H26ZM36 185H37V183H36ZM36 185H35V186H36ZM201 185H202V183H201ZM206 185H207V183H206ZM210 185H211V184H210ZM25 186L22 187V185H21V187H22L23 189L25 188ZM30 186H31V184H30ZM30 186H29V187H30ZM207 186H208V185H207ZM12 187H13V186H12ZM21 187H20V188H21ZM37 187H38V186H37ZM76 187H77V186H76ZM201 187H202V186H201ZM203 187H204V184H203ZM209 187H211V186H209ZM215 187H216V186H215ZM215 187H214V188H215ZM217 187H218V186H217ZM17 188H18V186H17ZM38 188H40V187H38ZM205 188H206V186H205ZM35 189H37V188H35ZM75 189H76V188H75ZM140 189H142V188H140ZM218 189H219V188H218ZM13 190H14V189H13ZM40 190H41V188H40ZM42 190H43V189H42ZM142 190H144V189H142ZM201 190H202V189H201ZM23 191H24V190H23ZM32 191H34V190H32ZM78 191H79V187H78ZM78 191H77V193H78ZM80 191H81V189H80ZM140 191H141V190H140ZM203 191H204V190H203ZM205 191H206V190H205ZM209 191H210V190H209ZM27 192H30V191H27ZM34 192H37V191H34ZM39 192H40V191H39ZM87 192H88V191H87ZM149 192H150V191H149ZM217 192H218V191H217ZM21 193H23V192L21 191ZM79 193H80V192H79ZM142 193L144 194V192H142ZM206 193H207V192H206ZM30 194H32V193H30ZM37 194H38V193H37ZM207 194H208V193H207ZM207 194H205V195H207ZM211 194H212V193H211ZM211 194H210V195H211ZM16 195H17V194H16ZM28 195H29V194H28ZM33 195H34V194H33ZM141 195H142V194H140V196H141ZM150 195H151V194H150ZM34 196H36V195H34ZM40 196H41V195H40ZM46 196H47V195H46ZM52 196H53V194H52ZM52 196H50V197H52ZM92 196H93V195H92ZM144 196H145V195H144ZM146 196H147V195H146ZM207 196H208V195H207ZM16 197H17V196H16ZM54 197H55V196H54ZM93 197L95 198V196H93ZM96 197H97V196H96ZM134 197H135V195H134ZM19 198H20V197H19ZM19 198H18V199H19ZM33 198H34V197L32 196V199H33ZM48 198H49V197H46V200H47ZM52 198H53V197H52ZM91 198H92V197H91ZM34 199H35V198H34ZM38 199H39V198H38ZM43 199H44V198H43ZM54 199H55V198H54ZM79 199H80V198H79ZM132 199H133V197H132ZM132 199H131V201H132ZM26 200H27V199H26ZM26 200H25V201H26ZM52 200H53V199H52ZM93 200H95V199H93ZM133 200H134V199H133ZM142 200L144 201V199H142ZM15 201H16V199H15ZM29 201H30V200H29ZM143 201H142V202H143ZM34 202H35V201H34ZM54 202H55V201H54ZM56 202H57V201H56ZM133 202H134V201H133ZM144 202H145V201H144ZM146 202H147V201H146ZM169 202H170V201H169ZM20 203H22V202H20ZM24 203H25V202H24ZM26 203H27V202H26ZM31 203H32V201H31ZM45 203H46V202H45ZM45 203H44V204H45ZM59 203H60V202H59ZM136 203H137V202H136ZM170 203H171V202H170ZM38 204H39V202H38ZM38 204H37V205H38ZM40 204H42V203H40ZM46 204H47V203H46ZM60 204H62V203H60ZM78 204H79V203H78ZM27 205H29V204H27ZM31 205H32V204H31ZM31 205H30V206H31ZM49 205H50V203H49ZM49 205H48V206H49ZM51 205H52V203H51ZM53 205H54V204H53ZM58 205H59V204H58ZM86 205H87V204H86ZM123 205H125V204H123ZM22 206H23V205H22ZM24 206H25V205H24ZM35 206H36V204H35ZM87 206H88V205H87ZM127 206H128V205H127ZM127 206H126V207H127ZM131 206H132V205H131ZM131 206H130V207H131ZM32 207H33V206H32ZM49 207H50V206H49ZM54 207H55V206H54ZM57 207H58V206H57ZM26 208H28V207H26ZM29 208H30V207H29ZM34 208H35V207H34ZM46 208H47V207H46ZM55 208H56V207H55ZM86 208H87V207H86ZM99 208H101V207H99ZM135 208H136V207H135ZM137 208H138V207H137ZM56 209H57V208H56ZM126 209H127V208H126ZM21 210H22V209H21ZM39 210H40V209H38V211H39ZM58 210H59V209H58ZM58 210H57V211H58ZM83 210H84V209H83ZM115 210H116V209H115ZM133 210H134V208H133ZM26 211H27V210H26ZM99 211H100V210H99ZM121 211H122V210H121ZM40 212H41V211H40ZM51 212H52V211H51ZM118 212H119V211H118ZM62 213H63V212H62ZM62 213H60V214H62ZM135 213H137V212L135 211ZM41 214H43V213L41 212ZM54 214H55V213H54ZM54 214H53V215H54ZM56 214H57V213H56ZM70 214H71V213H70ZM127 214H128V213H127ZM44 215H45V214H44ZM62 215H63V214H62ZM116 215H117V214H116ZM124 215H125V214H124ZM37 216H38V215H37ZM45 216H47V214H46ZM55 216H56V215H55ZM52 217H53V216H52ZM62 217H63V216H62ZM70 217H71V216H70ZM121 217H122V214H121ZM24 218L26 219V217H24ZM37 218H38V217H37ZM37 218H36V220H37ZM41 218H43V217L41 216ZM66 218H67V216H66ZM122 218H123V217H122ZM50 219H51V217H50ZM50 219H49V220H50ZM53 219H54V218H53ZM44 220H45V219H44ZM49 220H48V221H49ZM58 220H59V218H58ZM37 221H38V220H37ZM56 221H57V220H56ZM19 222H20V221H19ZM34 222H35V221H34ZM59 222H60V221H59ZM76 222H77V221H76ZM22 223H23V222H22ZM23 224H24V223H23ZM61 224H62V222H61ZM74 224H75V223H74ZM25 225H27V224H25ZM34 225H35V224H34ZM76 225H77V224H76ZM40 226H41V225H40ZM124 226H125V225H124ZM24 227H25V226H24ZM65 227H66V226H65ZM127 227H128V226H127ZM28 228H29V227H28ZM124 228H125V227H124ZM121 230H123V229H121ZM127 232H128V231H127ZM127 232H125V233L127 234ZM27 233H29V232H27ZM119 234H121V233H119ZM124 235H125V234H124ZM124 235H123V236H124ZM121 236H122V234H121ZM129 236H130V235H129ZM33 237H34V236H33ZM127 237H128V235H127ZM127 237H125V238H127ZM123 238H124V237H123ZM64 239H65V238H64ZM118 239H119V238H118ZM50 240H51V239H50ZM96 240H98V239L96 238ZM162 240H163V239H162ZM43 241H44V240H43ZM60 241H61V240H60ZM98 241H99V240H98ZM101 241H102V239H101ZM134 241H135V240H134ZM134 241H133V242H134ZM137 242H138V240H137ZM99 243H100V241H99ZM109 243H110V242H109ZM138 243H140V242H138ZM151 245H152V244H151ZM138 246H139V245H138ZM31 249H32V248H31ZM46 249H47V248H46ZM141 250H142V249H141ZM141 250H140V252L143 251V250H142V251H141ZM209 250H210V248H209ZM47 251H48V250H47ZM210 251H211V250H210ZM145 252H146V251H145ZM124 253H125V252H124ZM131 253H132V251H131ZM49 254H50V253H49ZM125 254H126V253H125ZM133 254H134V251H133ZM141 254H142V253H141ZM178 254H179V253H178ZM45 255L49 256L48 254H45ZM92 255H93V254H92ZM143 255H144V254H143ZM146 255H148V254H146ZM146 255H144V256H146ZM33 256H34V255H33ZM122 256H123V255H122ZM138 256H139V255H138ZM138 256H137V257H138ZM144 256H143V257H144ZM124 257H125V255H124ZM45 258H46V257H45ZM58 259H59V258H58ZM69 259H70V258H69ZM81 259H82V258H81ZM141 259H143V258H141ZM64 260H65V259H64ZM137 260H138V259H137ZM139 260H140V259H139ZM198 262H199V261H198ZM83 263H84V262H83Z\"/></svg>",
	"mask_w": 264,
	"mask_h": 264
}]
</instances>
